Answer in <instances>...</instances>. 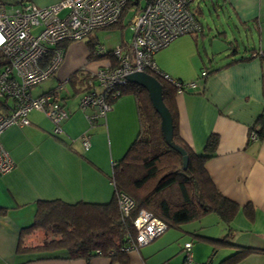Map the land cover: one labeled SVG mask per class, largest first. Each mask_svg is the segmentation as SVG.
Returning a JSON list of instances; mask_svg holds the SVG:
<instances>
[{"label":"crops","instance_id":"crops-1","mask_svg":"<svg viewBox=\"0 0 264 264\" xmlns=\"http://www.w3.org/2000/svg\"><path fill=\"white\" fill-rule=\"evenodd\" d=\"M24 1L46 7L60 0H0V8L11 13ZM223 1L226 10L232 11L230 21L235 29L243 30L248 34L247 40H252L248 47L240 52L238 41L234 40L229 44L237 47L236 56L229 53L221 58L218 55L222 53L223 39L227 38L225 28L222 31L218 28L217 34L209 29L213 39L207 37L203 28L201 33L173 40L155 54V61L170 77L197 83L195 88L176 95L178 133L198 155H206L208 138L212 134L217 136L216 150L207 159L206 168L216 187L237 205V213L230 224L209 213L180 228H167L152 242L130 250V264H186L188 242L192 244L191 264H221L240 247L255 251L237 264H264V137L253 135L264 113V0ZM135 2L129 11L131 6L138 5ZM214 5L216 11L224 7ZM201 6L200 3L196 8L203 13ZM67 12L65 9L60 15ZM133 16L128 22L125 17L113 27L105 28L123 33L128 26L132 38L126 40L122 36L117 46L123 45L122 52L130 55ZM98 38L95 36L94 40L100 43ZM88 41L87 49L76 45L69 50L72 41L48 86L37 95L30 90L33 97H38L58 89L59 102L68 113L62 130L56 132L44 113L32 111L28 125L12 126L1 137L16 166L0 175V208L6 209L0 215V264H112L111 258L103 255L88 261L69 259L65 251L17 252L22 228L33 221L39 199H61L68 203L110 201L115 191L110 178L113 164L125 156L139 134L138 105L133 95L119 98L106 115L98 116L92 124L88 115L99 109H80L81 98L89 90L86 72L118 63L113 54L91 56ZM253 51L263 56L230 63L250 56ZM205 70L209 76L203 78ZM68 83L71 89L66 88L68 91L62 94L61 86ZM77 96L78 103L70 104L69 100ZM6 102L0 104L5 113L12 101ZM85 133L91 135L89 150L82 145L81 136ZM199 235L227 237L232 242L219 246L201 240Z\"/></svg>","mask_w":264,"mask_h":264},{"label":"trees","instance_id":"trees-1","mask_svg":"<svg viewBox=\"0 0 264 264\" xmlns=\"http://www.w3.org/2000/svg\"><path fill=\"white\" fill-rule=\"evenodd\" d=\"M125 17L126 11L116 24ZM87 44L93 57L114 55V49L105 51L95 40L91 39ZM231 50V54L236 56L237 47L232 46ZM254 55L253 51L250 56L239 57L230 63L247 60ZM3 62L4 56L0 49V68ZM153 75L163 85L164 102L174 122V141L189 154L187 169H184L181 154L164 139L161 117L154 109L147 90L130 82L119 85L112 91L109 101L113 105L119 98L133 95L138 105L140 131L125 156L113 164L110 175L115 189L113 198L104 203H68L61 199H39L33 221L22 228L17 249L19 254L65 251L69 259L89 261L94 256L103 255L110 257L112 264H130L129 251L138 245L134 220L142 209L162 220L167 228H180L181 225L196 221L209 213L217 214L227 224L232 222L238 210L237 205L216 187L206 168L207 159L216 150L217 136L212 134L208 138L206 155L191 151L178 133L177 88L171 81L157 74ZM6 100L8 98H0V104H6ZM260 122V127L254 131L257 138L264 137V113ZM122 193L135 201L129 217L123 216L119 207L118 197ZM5 212L6 209L0 208V215ZM37 231L46 234L44 240L39 245L30 244L28 236ZM199 237L219 246L232 242L227 237ZM254 251L252 248L240 247L221 264H237Z\"/></svg>","mask_w":264,"mask_h":264},{"label":"built area","instance_id":"built-area-1","mask_svg":"<svg viewBox=\"0 0 264 264\" xmlns=\"http://www.w3.org/2000/svg\"><path fill=\"white\" fill-rule=\"evenodd\" d=\"M136 0H60L41 7L24 1L14 12L0 8V49L4 56L0 68V98L12 99L5 113L0 107V175L14 170L16 163L2 143L3 132L12 126L30 123L29 114L40 111L60 132L68 113L59 102V91L33 97L30 90L48 80L60 69L66 54L65 44L83 40L89 34L108 28L121 20L124 12ZM141 0H138V5ZM195 0H148L142 10L136 11L130 27L133 31L131 50L124 54L123 45L114 49L116 65L107 64L86 73L88 91L82 96L80 109L98 108L88 115L90 123L106 115L112 105V91L127 82L132 72H150L171 81L177 93L195 88V81H181L160 71L155 54L183 35L201 33L203 27L193 12ZM68 12L61 16L63 10ZM39 31H36L37 29ZM133 57V58H132ZM91 72V71H90ZM152 74V75H153ZM208 71L203 72L207 76ZM100 85L99 90L95 86ZM90 134L81 136L86 150L91 147ZM256 137V134H253ZM123 216L129 217L135 201L125 193L118 197ZM137 231L136 248L146 245L167 229V224L151 212L141 210L134 220ZM186 264L193 262L192 244H185Z\"/></svg>","mask_w":264,"mask_h":264},{"label":"rangeland","instance_id":"rangeland-1","mask_svg":"<svg viewBox=\"0 0 264 264\" xmlns=\"http://www.w3.org/2000/svg\"><path fill=\"white\" fill-rule=\"evenodd\" d=\"M147 2H148V0H141L139 5L131 6L132 7V10H130V11L127 8L126 9V12L127 13H126V18L125 19L129 20L130 17H132L133 14L136 13V11L142 10L143 7L146 6ZM200 3L202 4L201 7H202V10H203V13H200V11L196 8V7H198V5H200ZM213 3H218L220 5H223L224 7H222L221 10L216 11L215 5ZM193 6L195 7V9H193V12L195 14V17L196 18L198 17L197 19H199L200 22L202 23L204 30H207V32H208L209 29H211V32L213 31V32H215L217 34V29L218 28H220L221 31L223 30V28H225L226 34H227V38L226 39H223V42H222V48L223 49H221L222 50V53L219 52V55H218L219 57L225 58L229 53H231V51H232L231 50V47L232 46L229 43L230 42H235L234 40H237L238 41V44L240 46L239 47L240 52H242L245 47H248L249 44H251L250 43V40L251 39L250 40H247V35L248 34L244 33L243 30L237 31L235 29V25L233 24L232 21H230V18H231L230 17V14L232 13V11H231V9L226 10L225 3H224L223 0H206V1H203V0H195V2L193 3ZM236 22H237V20L234 23H236ZM237 26H239V28L242 29V27L240 26V24L237 23ZM35 32H36V30H35ZM211 34H210V32H208L206 34L207 37L209 36V39L210 38L213 39V35L214 34L213 35H211ZM95 36H98L99 37L98 40H100L101 46L104 47L107 50V49L115 48L117 46V44L120 43V40H121L122 36H124V39L130 40L132 38V32L130 31V29L128 28V26L125 28V30H124L123 33H121L119 30H111V29H104V30L96 31V32L91 33L87 38H85L83 40L73 41V43L70 45L69 50L71 49V46L74 47L76 45L81 46L82 48L87 49L85 43L88 40H91V39L94 40L95 39ZM208 47H210V44L209 43H208ZM65 48H66V46H65ZM255 54H256L255 56H257V55H260L261 53L258 52V53H255ZM94 71L95 70H93L91 72L89 71L88 74L89 73H92ZM147 73H150V72H147ZM150 74H153V73H150ZM54 76H55V74L52 77H50L48 80L40 83L39 85L34 86L32 88V92L34 94H36V95L38 93L42 92V90L45 89L48 86V82L51 79H53ZM207 76H209V72H208ZM207 76H203V78H206ZM87 84L88 83L86 81V85ZM95 86H98L97 87L98 89H100V87H101L100 85H98V82L97 81L95 83ZM61 87H62V89H61V91H62L61 93L62 94L65 93L66 91H68L69 89H71L70 88L71 87L70 83H68L66 85L63 84ZM11 101H12V99H11ZM69 101H70V104H72V103L73 104H77L78 103V96L72 98V100H69ZM89 136H90V140H91V135H89ZM82 145H83V143H82ZM91 146H92V142H91ZM83 147H84V145H83ZM142 210H145V209H142ZM45 236H46V234L43 231H37V233H32V234H30L28 236V242L30 244L32 243V244H35V245H39L44 240V237ZM159 236H157V237H159ZM48 238H50V235L48 236ZM142 246H144V245H142ZM134 249H137V248H134ZM131 250H133V249H131Z\"/></svg>","mask_w":264,"mask_h":264},{"label":"water","instance_id":"water-1","mask_svg":"<svg viewBox=\"0 0 264 264\" xmlns=\"http://www.w3.org/2000/svg\"><path fill=\"white\" fill-rule=\"evenodd\" d=\"M135 3H138V0ZM126 80L130 83L138 84L147 90L154 109L161 117V131L164 139L170 147L181 154L184 169H187L189 154L184 147L176 144L174 141L173 117L164 102L162 83L154 75L145 71L132 72L126 76Z\"/></svg>","mask_w":264,"mask_h":264}]
</instances>
